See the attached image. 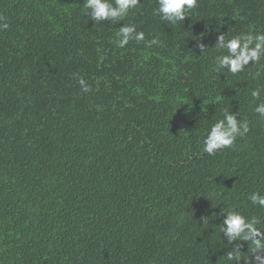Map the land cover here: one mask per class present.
Here are the masks:
<instances>
[{"label":"trees","instance_id":"trees-1","mask_svg":"<svg viewBox=\"0 0 264 264\" xmlns=\"http://www.w3.org/2000/svg\"><path fill=\"white\" fill-rule=\"evenodd\" d=\"M84 2L0 0V264H226L237 243L247 257L221 225L235 209L264 229L249 199L264 193V58L232 74L215 47L264 33V0H197L176 23L157 0L98 23ZM125 25L145 39L118 47ZM225 111L236 140L209 155Z\"/></svg>","mask_w":264,"mask_h":264},{"label":"clouds","instance_id":"clouds-1","mask_svg":"<svg viewBox=\"0 0 264 264\" xmlns=\"http://www.w3.org/2000/svg\"><path fill=\"white\" fill-rule=\"evenodd\" d=\"M157 2L156 14L160 16L161 20L171 21L172 23L184 21L187 12L197 5V0H157ZM138 3L139 0H115L114 4L112 0H85L84 8L86 14L91 12L98 23L109 17L112 18V21H118L120 18L126 17L129 11L134 9ZM7 28V23H0V30ZM116 35V44L120 48L127 45L130 40L140 42L145 39L144 32H137L135 25L121 27ZM157 43H159L157 39H152L148 42V46ZM201 47L203 48L204 45L201 44ZM215 48L227 50L226 54L216 56V68L218 70L227 68L228 72L236 74L243 71L249 62L258 64L264 58V33H242L227 40L221 35ZM79 84L85 93L91 90V86L86 83L83 77L79 78ZM251 95L259 98L260 89L253 90ZM255 111L264 117V103L255 108ZM243 124L244 130L248 131L247 121ZM238 131L236 116L225 111L223 118L212 124L208 130L203 141V151L209 155H215L218 151L232 146ZM249 199L253 205H258L264 209V193L252 192ZM226 211L227 215L221 225V232L226 235L230 244L237 241L246 242L248 245L247 253H249L247 257H243L242 253L245 252L241 249L244 244L237 243L227 253L226 264L233 261L237 264L242 258L245 260V264H264V229L258 227L261 223L260 219L256 216L248 217L235 209Z\"/></svg>","mask_w":264,"mask_h":264}]
</instances>
